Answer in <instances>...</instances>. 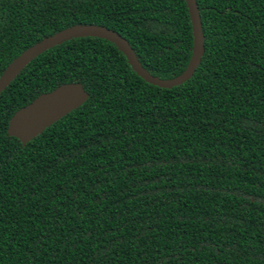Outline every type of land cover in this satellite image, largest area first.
I'll return each mask as SVG.
<instances>
[{
	"label": "trees",
	"instance_id": "obj_1",
	"mask_svg": "<svg viewBox=\"0 0 264 264\" xmlns=\"http://www.w3.org/2000/svg\"><path fill=\"white\" fill-rule=\"evenodd\" d=\"M204 52L146 82L109 40L67 38L0 93V264H264V0H196ZM124 37L153 76L192 54L185 0H0V75L64 28ZM87 100L25 145L13 113Z\"/></svg>",
	"mask_w": 264,
	"mask_h": 264
},
{
	"label": "water",
	"instance_id": "obj_2",
	"mask_svg": "<svg viewBox=\"0 0 264 264\" xmlns=\"http://www.w3.org/2000/svg\"><path fill=\"white\" fill-rule=\"evenodd\" d=\"M185 2L192 27V54L186 68L173 78L163 79L150 74L138 61L129 42L118 32L100 25L82 24L59 30L21 52L1 73L0 93L38 54L79 34L96 35L115 44L125 55L132 70L146 82L163 88L179 85L194 74L204 52V35L196 0ZM87 98L88 93L80 82L62 83L51 91L40 93L31 102L17 109L9 119L7 134L18 138L25 145L46 127L84 103Z\"/></svg>",
	"mask_w": 264,
	"mask_h": 264
}]
</instances>
